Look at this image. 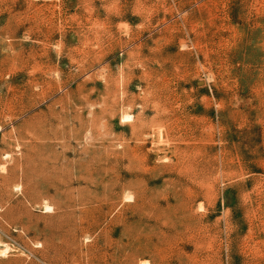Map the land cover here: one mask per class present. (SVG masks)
<instances>
[{
  "label": "rangeland",
  "instance_id": "1",
  "mask_svg": "<svg viewBox=\"0 0 264 264\" xmlns=\"http://www.w3.org/2000/svg\"><path fill=\"white\" fill-rule=\"evenodd\" d=\"M142 262L264 264V0H0V264Z\"/></svg>",
  "mask_w": 264,
  "mask_h": 264
},
{
  "label": "bare ground",
  "instance_id": "2",
  "mask_svg": "<svg viewBox=\"0 0 264 264\" xmlns=\"http://www.w3.org/2000/svg\"><path fill=\"white\" fill-rule=\"evenodd\" d=\"M123 117H124L123 121H128L129 120V116L128 115H124ZM48 208H49V206L45 205V209L48 210ZM140 264H147V263L146 262H142Z\"/></svg>",
  "mask_w": 264,
  "mask_h": 264
}]
</instances>
